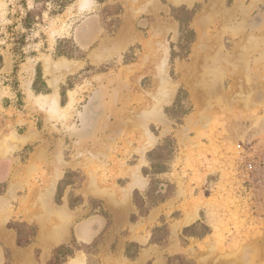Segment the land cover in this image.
<instances>
[{
  "label": "rangeland",
  "instance_id": "rangeland-1",
  "mask_svg": "<svg viewBox=\"0 0 264 264\" xmlns=\"http://www.w3.org/2000/svg\"><path fill=\"white\" fill-rule=\"evenodd\" d=\"M181 1L0 0V264L34 263L26 217L46 235L104 192L111 235L151 209L152 264H264V1Z\"/></svg>",
  "mask_w": 264,
  "mask_h": 264
},
{
  "label": "crops",
  "instance_id": "crops-1",
  "mask_svg": "<svg viewBox=\"0 0 264 264\" xmlns=\"http://www.w3.org/2000/svg\"><path fill=\"white\" fill-rule=\"evenodd\" d=\"M185 1H181L179 4L181 6H185L186 8H188L194 6L196 3H199L201 0H190V1L185 0ZM2 67L3 65L1 64L0 69ZM33 83H34V79L32 80V85ZM22 144L26 145V138ZM31 159L32 158L29 157L28 162ZM24 165L26 166V160ZM1 174H4V172H1ZM13 175H16V173H13ZM131 175L132 173H130V179H131ZM139 175L140 174H138V176ZM62 176L63 173H60V175L57 177L56 180H52L51 182L52 188L58 185L59 179H61ZM130 182L131 181H127L126 185L130 184ZM138 182H140V179L138 180ZM142 187L132 186L126 190L128 191V195L127 198L123 199L126 206H127V201L129 202L130 195L132 200L133 192L140 190ZM124 189L126 188L124 187ZM97 197L100 199L99 201L101 204V211L89 215L88 217L82 219V221L76 222L75 220H73V215L71 214L74 209H70L68 207L69 213L65 217L64 222L61 223L60 225L54 226V228L51 229L46 235L43 234L44 229L42 228V224H41L42 216L39 217L37 216L36 219L26 217V222H34L39 224L37 225L38 227L35 236V243L39 245V251L36 259H33L34 263L32 264H47L52 257L53 250L58 246H69L71 245L72 242L80 243L81 245H87V246L96 245V244L98 245V240H100L99 243L100 248H98L97 246V248L94 250V256L97 258L96 264H147V263L152 264L153 263L151 259L146 260L143 258L144 246L146 243H150L152 233H150L148 238H146V234L145 235L142 234L141 231L136 232L137 222L139 221V219L148 218L151 209H149L146 213H144V215L140 216L138 219L131 220L129 218L128 224L125 228L120 229V232L117 235H111L110 229L112 231L114 227H116V225L118 224L117 221L121 220L118 219L116 216V208H118L120 204H117L118 206H113V204H111L110 202V194L106 192L102 194H98ZM131 213H135V211L130 212V215ZM191 213L192 212L184 214L182 220H186V218H191V217L192 219L188 221L191 223L184 224L183 229L190 227L191 225L196 223V221L199 220L201 221L198 213L196 212H193V214ZM101 216L105 217L107 222H105V225H103L102 227H99L100 226L99 221L100 219H102ZM197 217H199V220H197ZM43 238H45V240H43ZM148 239L149 242H146ZM130 246H132L133 250H131L129 253ZM27 249H29V247L26 246V250ZM74 252H75L74 255L70 257L64 264H69V263L72 264L74 259L77 258H79L81 264H87L86 261L88 257H86V255L84 257L82 253L77 254L78 251H74Z\"/></svg>",
  "mask_w": 264,
  "mask_h": 264
},
{
  "label": "trees",
  "instance_id": "trees-1",
  "mask_svg": "<svg viewBox=\"0 0 264 264\" xmlns=\"http://www.w3.org/2000/svg\"><path fill=\"white\" fill-rule=\"evenodd\" d=\"M62 1H68V0H62ZM98 1H100V2H102V1H104V0H98ZM182 8L183 9H185L186 11L188 10L186 7H184V6H182ZM171 10H172V13L175 11V8L174 7H172L171 8ZM30 12H28L27 14H26V17H25V19H24V27H27V25H30V23H29V16H30ZM0 61L2 62V57L0 56ZM0 67H1V64H0ZM14 71H16L15 70V68H14ZM40 76V72L38 71L37 72V75H36V77H39ZM33 85H34V83H33ZM34 90L36 91V92H38L37 90H36V88H35V86H34ZM144 173H146V172H144ZM75 173L74 172H71V171H68V172H66V174L64 175V178H67V177H69V176H71V175H74ZM63 181V180H62ZM60 184H61V181L60 182H58V185H57V191H56V197H55V202L57 203V204H60L61 203V198H62V195H61V191H60ZM137 194V192L136 191H134L133 192V195H134V203H135V205L141 210V207H140V205H138L137 204V202H136V195ZM80 200V199H79ZM79 204H81V201L80 202H78V203H68V207L70 208V209H73V208H75L77 205H79ZM130 219L131 220H133V218L132 217H130ZM196 225H191L190 227H187V228H185V229H183V231L185 232L186 230H189L190 228H194ZM36 232H37V229H35V233H34V235H33V237L36 235ZM205 234V233H204ZM29 241H31V239L29 240ZM18 243H19V241H18ZM25 244H26V242H24ZM24 245V244H23ZM74 255V250L73 249H71L69 246H58V247H56L54 250H53V253H52V257H51V259L48 261V263L47 264H64L70 257H72ZM147 264H150V263H147Z\"/></svg>",
  "mask_w": 264,
  "mask_h": 264
},
{
  "label": "bare ground",
  "instance_id": "bare-ground-1",
  "mask_svg": "<svg viewBox=\"0 0 264 264\" xmlns=\"http://www.w3.org/2000/svg\"><path fill=\"white\" fill-rule=\"evenodd\" d=\"M83 2L82 3H80V4H83L82 6H84V4L85 5H89V3H90V0H82ZM130 7V6H129ZM53 103L51 102V105H52ZM50 105V106H51ZM149 141V140H148ZM139 178V176H138V174H137V171L135 172V170L132 172V175H131V182H130V184L131 185H137V183H138V179ZM130 185V186H131ZM130 186H129V188H130ZM125 191V190H124ZM127 195H128V192H126L125 194H123V199H125V198H127ZM187 216H189V215H187ZM192 219V217L191 218H186V222L187 221H190ZM84 234V233H83ZM86 235V234H85ZM72 264H81V262L79 261V258H77V259H74V261H73V263Z\"/></svg>",
  "mask_w": 264,
  "mask_h": 264
}]
</instances>
